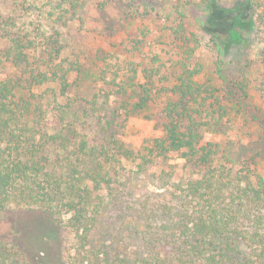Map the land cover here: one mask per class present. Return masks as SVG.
Masks as SVG:
<instances>
[{"label":"rangeland","instance_id":"obj_1","mask_svg":"<svg viewBox=\"0 0 264 264\" xmlns=\"http://www.w3.org/2000/svg\"><path fill=\"white\" fill-rule=\"evenodd\" d=\"M58 1L0 0V79L14 80L17 92L26 96L30 91L26 81L29 70L46 69L43 61L50 48L47 42L57 33L60 52L53 62L59 74L66 72L70 87L63 95L57 79L33 85L31 90L37 100L47 109L57 102L69 103L74 113L72 123L88 142L111 150V138H116L132 149L135 159L123 158L120 180L93 191L97 195L94 200L104 204L84 244L67 222L68 214L56 224L43 212L10 206L0 214V264H89V259L83 257L84 250L92 257L98 252L99 257L106 253L126 257L132 264L152 252L147 246L148 235L162 240L173 238L166 226L169 227L167 222L180 220L174 213L186 196L184 180L188 168H183L182 160L172 154L165 162L151 156V161L138 171L140 157L162 134L160 110L166 97L159 94L139 112L126 116L121 102L135 100L127 96L131 87H127L124 96L117 94V86L101 82V69L112 77L110 64L120 63L123 71L115 79L117 84L124 79L129 81L127 78L132 75L130 81L144 82L141 65L147 67L149 58L158 55L160 72L155 78L170 86L181 71L183 58L200 67L194 79L218 89L230 117L222 132L206 133L205 138L220 143L221 152L227 153L226 156L223 152L222 158L229 163L240 166L242 160L252 159V166L264 173V141L259 138L264 132V27L259 28L257 21L254 28L244 33L243 43L222 54L204 27L210 0H77L71 15L56 6ZM215 1L224 8H233L239 2ZM128 9L137 11L134 17L125 15ZM178 26L182 35L175 34ZM17 34L30 39L25 43L32 42L27 67L12 59L11 38ZM180 36L189 38L183 47ZM133 46L142 51L131 54L129 49ZM7 50L11 53L5 56ZM217 58L223 65L222 74L215 68ZM133 65L137 67L136 74L129 69ZM241 77L248 79L245 95L237 84L230 83ZM103 94L108 95L107 99ZM54 151L55 147L50 150L52 156ZM165 207L174 212L167 216ZM149 210L154 213L152 220ZM245 227L240 225L244 235Z\"/></svg>","mask_w":264,"mask_h":264},{"label":"trees","instance_id":"obj_2","mask_svg":"<svg viewBox=\"0 0 264 264\" xmlns=\"http://www.w3.org/2000/svg\"><path fill=\"white\" fill-rule=\"evenodd\" d=\"M77 4V0H59L56 6L71 15ZM207 8L204 27L222 54L243 43L244 33L254 28L257 21L259 28L264 27V0H239L233 8L210 0ZM135 12L128 9L125 15L134 17ZM180 30L178 26L175 34L182 35ZM56 35L47 42L50 48L47 60L43 61L46 69L29 70L26 81L30 91L26 96L17 92L14 80L0 79V214L10 206L26 207L47 214L56 224L68 214L67 222L84 244L104 204L102 200H94L97 195L93 191L118 182L122 159L132 161L135 153L116 138H111V150L88 142L72 123L74 113L69 103L56 101L47 109V105L37 100L31 90L33 85L57 79L63 95L70 87L66 72L59 74L53 62L60 52ZM179 39L181 47L189 41L186 37ZM26 40L19 34L11 38L13 62L24 67L29 65L28 53L33 50H29L32 42L25 43ZM140 51L139 46L129 49L135 55ZM6 53L8 56L11 51ZM157 60L158 55H154L147 67L141 65L144 82L130 81L132 75L127 78L129 81L124 79L117 84L115 79L123 71L120 63L110 64L112 77L106 69H101L100 77L106 86H117L114 91L123 96L127 87H131L127 96L135 100L128 104L125 99L121 102L126 116L139 112L159 94L166 97L160 110L162 134L140 155L138 171L151 161V156L165 162L172 154L182 160L183 168L189 169L184 180L185 199L174 213L180 220L167 222L169 227L166 226L173 238L146 236L152 252L132 264H264V173L252 166V159L242 160L240 166L229 163L222 158L220 143L205 138L206 133L222 132L230 117L218 89L194 79L200 67L186 63L183 58L175 83L166 86L155 78L160 72ZM261 64L264 68V56ZM222 67L217 58L215 68L220 74ZM129 69L136 74L135 65ZM230 83L237 84L246 94L248 79L241 77ZM261 84L264 89V78ZM107 96L103 94L105 99ZM259 138L264 141V132H260ZM259 154L262 156L261 150ZM163 212L168 216L174 211L165 207ZM148 215L149 220L154 218L151 210ZM240 225L246 226L245 235ZM158 244L160 247L156 248ZM99 254L92 257L83 251L89 264H131L126 257L108 253L99 257Z\"/></svg>","mask_w":264,"mask_h":264}]
</instances>
